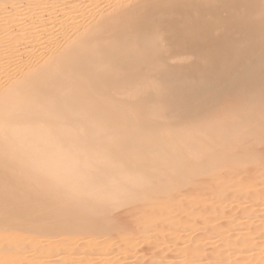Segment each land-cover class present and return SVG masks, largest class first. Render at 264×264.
<instances>
[{
    "label": "bare ground",
    "instance_id": "1",
    "mask_svg": "<svg viewBox=\"0 0 264 264\" xmlns=\"http://www.w3.org/2000/svg\"><path fill=\"white\" fill-rule=\"evenodd\" d=\"M263 143L264 0H0V264H119L86 251L154 207L213 222L196 210L264 190Z\"/></svg>",
    "mask_w": 264,
    "mask_h": 264
},
{
    "label": "rangeland",
    "instance_id": "2",
    "mask_svg": "<svg viewBox=\"0 0 264 264\" xmlns=\"http://www.w3.org/2000/svg\"><path fill=\"white\" fill-rule=\"evenodd\" d=\"M57 14H60V12ZM27 21L29 20L27 19ZM188 107L190 110H195V107ZM196 115V118H194L197 120L196 122H205V117L202 118L199 112ZM213 115L215 116L217 113H214ZM258 149L264 151V143L259 145ZM246 169L250 172L259 171L261 169V163H254ZM245 176H248V174L241 175L242 178H245ZM238 180V178H230L226 180L225 185H231ZM215 184L216 183L213 185ZM202 185L212 186V182L205 181ZM187 188L193 189L195 186L191 185ZM175 192L174 195L180 194V191ZM257 197L260 199L264 197V190L253 194V197L250 199V202H247V204L242 202H240V204L238 202L240 201L239 198L236 201V198L231 197L224 202L225 207L211 208L209 204H206L197 209L196 211L198 215L208 212L209 209L220 213V215L222 214L221 217L219 215L220 218L209 223L205 222L204 216L201 217V221L200 219L192 220V217L189 216L191 213L190 210L184 211L177 205L154 207L153 210H163V216L151 219L143 218L145 225L142 231L135 232L129 238L121 237L120 233H118L105 244H102V241H100L102 244L100 247H96L93 250H88L86 252H88L87 255H107L111 259L113 258V260H119V264H155V262H160V264H217L218 260L215 257L218 253L216 249L217 247L219 248L220 243H222L221 241H223L222 239L229 237L228 240L230 239V241L235 242L234 240L240 239V235L252 233L254 230L252 227H255L256 229V227L264 221L261 219L264 216V205H261L264 198L262 200L257 199V201L255 200ZM179 200H182L183 202L188 201L184 196H180ZM258 202L261 203V206L258 205ZM196 211L194 213H196ZM247 211L250 215L252 213V216L249 214L246 215ZM186 213H188V215L185 217ZM114 215L120 218L122 223L132 221L135 218L127 212L123 213L119 211V213L115 212ZM153 220H160L163 224H159V228L154 229L155 222ZM184 220H189V222H182ZM171 225L174 226V231L172 230L163 233V229L169 228ZM179 233L180 236H178ZM257 237H259V235ZM254 238H256V236ZM195 245L199 246V250L194 249ZM78 246L79 244L76 245V248ZM38 251L39 253L45 254L47 249L41 247ZM73 251L75 250H70L68 253L73 254ZM50 252L51 251H48L47 253ZM51 253H53V257L49 258L48 260L50 261L46 262V264L58 263V261L65 255L62 250L58 249L52 250ZM253 253H258L262 256L264 253V238H256L255 240L246 243L242 246L240 251L229 256L228 263L244 264L246 258ZM71 256L73 257V255ZM190 258L195 259V261L190 263V261H188ZM98 261L96 260L94 263L107 264L105 261ZM261 261L263 260L257 259L253 264H258ZM111 263L112 262H108V264Z\"/></svg>",
    "mask_w": 264,
    "mask_h": 264
}]
</instances>
